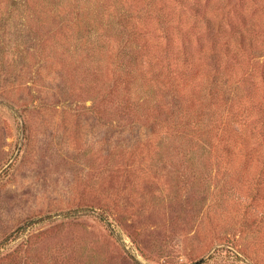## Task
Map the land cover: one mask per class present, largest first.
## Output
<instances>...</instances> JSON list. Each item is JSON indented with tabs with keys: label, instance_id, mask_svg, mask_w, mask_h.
Returning a JSON list of instances; mask_svg holds the SVG:
<instances>
[{
	"label": "rangeland",
	"instance_id": "1",
	"mask_svg": "<svg viewBox=\"0 0 264 264\" xmlns=\"http://www.w3.org/2000/svg\"><path fill=\"white\" fill-rule=\"evenodd\" d=\"M0 264H264V0H0Z\"/></svg>",
	"mask_w": 264,
	"mask_h": 264
},
{
	"label": "trees",
	"instance_id": "2",
	"mask_svg": "<svg viewBox=\"0 0 264 264\" xmlns=\"http://www.w3.org/2000/svg\"><path fill=\"white\" fill-rule=\"evenodd\" d=\"M91 9H92V12H94L93 16L96 18L98 16V13L96 12V9H93V8H91ZM79 11H80V9H79V7H77V14H78L77 17H79V14H80ZM79 19H80V17H79ZM80 21L82 22V19ZM122 24L126 25L125 23H122ZM117 30H119V28H117ZM137 31L140 33V29H138L137 27H133V26L132 27H127V28H126V26H124V29L119 31V33H123V35L120 38L121 40L119 42V47H120V50H121V54L127 55L129 57V60L132 63L135 61L134 60L135 57L141 55L142 49H144V50L150 49V48H148V44L146 43V41L140 40V34ZM141 32L144 33L143 30H141ZM184 44L186 45V43L183 42V41L180 43L181 47H179V48H180L181 51L186 50L184 48ZM186 54L187 53L182 54V56H183L182 64H186L187 63V59H186L187 55ZM154 59H158V58L155 57ZM132 65L133 66H131V68H130L131 71H132V69H137L138 68L137 65H136V62H134ZM179 75H180V78H185V75H184L183 72L182 73L179 72V74L177 76H179Z\"/></svg>",
	"mask_w": 264,
	"mask_h": 264
}]
</instances>
